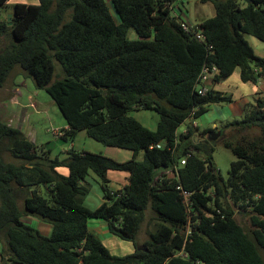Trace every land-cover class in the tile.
Wrapping results in <instances>:
<instances>
[{"label":"trees","instance_id":"obj_1","mask_svg":"<svg viewBox=\"0 0 264 264\" xmlns=\"http://www.w3.org/2000/svg\"><path fill=\"white\" fill-rule=\"evenodd\" d=\"M7 1L0 0V89L19 65L61 109L68 123L63 138L86 130L106 145L133 150V157L71 150L51 158L0 118V264H264V96L228 124L261 135L225 136L236 156L226 181L214 162L223 130L194 124L211 104L234 102L214 87L203 95L195 89L206 62L217 65L214 83L238 68L244 82L263 76L264 56L246 35L264 41V0H202L216 8L193 27L206 41L172 15L176 0H111L118 21L106 0L17 2L11 24ZM131 28L138 38L128 36ZM56 61L63 75L55 78ZM139 108L159 113L156 130L129 115ZM212 131L221 134L210 139ZM6 152L16 160L7 161ZM110 170L128 172L129 183L112 190ZM90 171L101 179L104 199L95 209L84 201ZM178 186L191 192L190 206ZM149 208L156 226L138 246ZM238 210L248 211L252 235L237 221ZM28 215L50 222L52 234L26 223ZM91 218L106 221L111 234L134 241L135 249L112 253L90 229Z\"/></svg>","mask_w":264,"mask_h":264},{"label":"rangeland","instance_id":"obj_2","mask_svg":"<svg viewBox=\"0 0 264 264\" xmlns=\"http://www.w3.org/2000/svg\"><path fill=\"white\" fill-rule=\"evenodd\" d=\"M18 1L26 3L39 2V0H10L5 6L6 15L13 14L14 5ZM106 1L110 6L114 18L118 21L119 16L112 1ZM178 14L190 24L196 25L206 18L213 17L216 14V8L214 4L209 1L176 0L174 2L172 15ZM128 36L132 39L138 38V34L133 28L129 30ZM246 38L254 48L256 54L264 56V41L253 35H246ZM56 68L55 78L58 74L63 75L61 64L58 61H56ZM239 74L240 68L236 69L228 78L216 82L215 84L217 89L232 94L236 101L233 103L211 104L206 113L194 119V123L199 127L200 131L211 129L215 126H217V130H223V135L218 138L215 143L214 162L217 170L225 181L228 179V171L231 162L236 159L232 150L224 145L225 136H228L230 132L231 134H236L237 136L235 137H240L245 134L248 138H254L261 135V131L258 128H250L237 132L234 129L236 127L228 125L233 120L242 119L244 117L245 100L255 102V99L258 97V92L255 93L253 91V89L255 90V85L253 83H244L241 81ZM5 85H8L10 88L13 87V89H19L21 94H16L18 101L10 102V98L6 100V112L2 108L0 109L1 118L3 117L2 119L7 122L8 120L5 117L9 116L12 122L8 121V123L20 127L38 147L41 148L43 146L44 149L49 152V157L64 159L68 157L71 150L102 153L118 161H126L133 157V150L106 145L89 136L86 130H80L74 138H63L62 134L68 123L61 109L44 88H38L34 79L25 75L23 69L19 65L13 70ZM262 88L264 89V86ZM1 102L2 100L0 99V105L2 106ZM34 104H36V106ZM1 112L3 114L5 113V116L1 115ZM129 115L138 119L144 126L151 130L157 129L160 120L159 113L152 109H133L129 112ZM189 122L191 123L192 120H189ZM56 131L60 132V134L55 133ZM210 134V132H206L203 136L208 137ZM143 154V151H141L137 158L141 160ZM4 157L7 161L16 160L10 152H6ZM112 176L114 177V175ZM86 183L89 186V193L85 197V204L89 208L95 209L103 202L101 179L95 172L90 171ZM113 184L115 187V182ZM20 203L21 207H23L22 200H20ZM235 217L237 221L244 226L246 231L252 235V224L248 211L238 210ZM24 221L46 236L52 234L53 226L48 221L35 215L25 216ZM156 222L154 212L149 208L146 212V219L137 235L138 246L142 245L150 238V232L155 229ZM89 227L91 230L98 233L114 254L123 255L135 249L134 241L123 240L106 231L107 223L102 219H89Z\"/></svg>","mask_w":264,"mask_h":264},{"label":"crops","instance_id":"obj_3","mask_svg":"<svg viewBox=\"0 0 264 264\" xmlns=\"http://www.w3.org/2000/svg\"><path fill=\"white\" fill-rule=\"evenodd\" d=\"M10 1V0H8ZM8 1L6 4H8ZM18 2H21V1H18ZM23 2V1H22ZM179 15V14H178ZM185 20V19H184ZM240 79H241V70H240ZM241 81H243L241 79ZM244 82V81H243ZM244 83H248V82H244ZM249 83H252V82H249ZM264 74L263 76L260 78L259 82L257 84L253 83L255 85V90L253 89V91L256 93L258 92V97L260 96H264V89L262 88L264 85ZM216 83L213 82V80L209 83V87H214L216 90H219L217 89V87L215 86ZM220 91H223V90H220ZM223 92H226V91H223ZM21 94V92L19 91V89H13L10 88L8 85H5L3 88L0 89V99L2 100V106L0 105V109L2 108L5 112H6V108H7V103H6V100L8 98H10V102H15V101H18L17 100V97H16V94ZM234 97V96H233ZM257 97V98H258ZM256 100V99H255ZM236 101V100H234ZM250 101H247L245 100V103H244V106L249 103ZM233 103V102H232ZM216 104V103H215ZM36 106V104H34ZM210 107V106H209ZM1 115H4L5 116V113L3 114L1 112ZM1 118V116H0ZM3 118V117H2ZM1 118V119H2ZM9 122H12L11 118L9 116H6L5 117ZM4 120V119H3ZM5 121V120H4ZM7 121V122H8ZM195 124V123H194ZM196 125V124H195ZM17 127V126H15ZM68 127V125L66 126V128ZM20 128V127H18ZM214 128H217V126H215ZM198 138H201L200 136H198ZM58 171L63 173V174H68V169L66 167H59L58 168ZM114 171H117V170H110L108 171V178L110 179V183H111V186H110V183H109V186L111 187L112 190H119L121 188H123L125 185H127L129 183V173L126 172V171H117V172H114ZM113 173V174H112ZM114 175V177L112 176ZM115 182V187H114V183ZM102 196H103V193H102ZM103 198V197H102ZM104 201V199H103ZM108 230V227H107V230ZM106 244V243H105ZM107 245V244H106ZM108 246V245H107ZM110 249V248H109Z\"/></svg>","mask_w":264,"mask_h":264},{"label":"built area","instance_id":"obj_4","mask_svg":"<svg viewBox=\"0 0 264 264\" xmlns=\"http://www.w3.org/2000/svg\"><path fill=\"white\" fill-rule=\"evenodd\" d=\"M182 26L186 31L193 32L197 39H199L201 41H206L204 34L201 32H198L196 30V28L195 29L193 28V27H195L194 24H190L189 22L184 21L182 23ZM210 48H212V46H210ZM217 71H218V68H217V65L215 63L206 62L204 64L199 76L197 77L196 83H195V89L199 92V94H201V95L206 94V92L210 88L209 83L213 80V77L217 73ZM55 133L60 134V132H58V131H56ZM185 163H186V158H183L181 160V164L183 165ZM178 188L182 189L181 186H178ZM182 193L184 195V198H185L187 204L190 206V204H191V200H190L191 192L182 189ZM189 233H190V223L188 225L187 234H189ZM178 254L185 256V253L183 251H180Z\"/></svg>","mask_w":264,"mask_h":264},{"label":"water","instance_id":"obj_5","mask_svg":"<svg viewBox=\"0 0 264 264\" xmlns=\"http://www.w3.org/2000/svg\"><path fill=\"white\" fill-rule=\"evenodd\" d=\"M244 1H246V2H251L252 0H244ZM12 15L13 14H8V21H9V24H11V19H12ZM183 128V127H182ZM212 133V136L211 137H209L210 139H215V138H217L220 134H221V132L220 131H218V132H211Z\"/></svg>","mask_w":264,"mask_h":264}]
</instances>
